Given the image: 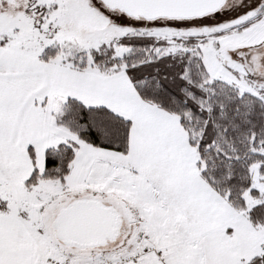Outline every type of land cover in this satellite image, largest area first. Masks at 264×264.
<instances>
[{"label": "snow or ice", "instance_id": "obj_1", "mask_svg": "<svg viewBox=\"0 0 264 264\" xmlns=\"http://www.w3.org/2000/svg\"><path fill=\"white\" fill-rule=\"evenodd\" d=\"M0 264H264V0H0Z\"/></svg>", "mask_w": 264, "mask_h": 264}]
</instances>
